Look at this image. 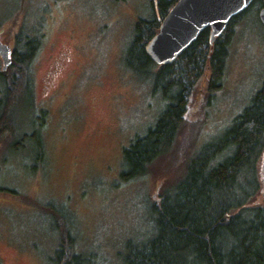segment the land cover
<instances>
[{
  "label": "rangeland",
  "instance_id": "obj_1",
  "mask_svg": "<svg viewBox=\"0 0 264 264\" xmlns=\"http://www.w3.org/2000/svg\"><path fill=\"white\" fill-rule=\"evenodd\" d=\"M152 1L0 0L4 42L12 44L19 27L28 33L39 22L47 33L29 72L35 105L47 110L45 157L36 164L34 143L13 153L15 136L0 142V264H49L56 233L66 226L77 253H94L95 264H121L126 242L143 241L153 231L150 202L182 175L196 145L218 137L260 89L264 27L253 7L234 27L221 87L208 90L207 72L192 90L172 153L143 178L122 181L123 148L165 107L153 78L131 72L124 61L135 23L152 16ZM64 46L69 62L49 100L40 95L41 76ZM263 162L264 152L257 167L261 190L251 204H264Z\"/></svg>",
  "mask_w": 264,
  "mask_h": 264
},
{
  "label": "trees",
  "instance_id": "obj_2",
  "mask_svg": "<svg viewBox=\"0 0 264 264\" xmlns=\"http://www.w3.org/2000/svg\"><path fill=\"white\" fill-rule=\"evenodd\" d=\"M177 1H152V16L135 23L125 49L126 68L152 77L154 92L165 101L154 124L123 148L120 178L127 183L143 178L172 153L192 90L207 72L208 90L221 87L235 25L253 7L257 16L264 8V0H254L230 20L221 36L211 41L206 28L173 63L157 65L146 55L145 45ZM25 35L20 33L21 52L16 51L15 62L0 70V142L3 135L17 137L11 146L13 153L34 143L38 164L45 157L41 128L47 110L35 105L29 73L38 37L25 43ZM263 152L264 80L229 127L200 147L196 145L182 175L150 202L153 231L143 241L126 242L121 264H264V204H251L261 190L257 167ZM6 190L14 197H24L29 205H39L29 196ZM55 240L49 264H95L94 253L75 251V238L67 226L56 233Z\"/></svg>",
  "mask_w": 264,
  "mask_h": 264
},
{
  "label": "water",
  "instance_id": "obj_3",
  "mask_svg": "<svg viewBox=\"0 0 264 264\" xmlns=\"http://www.w3.org/2000/svg\"><path fill=\"white\" fill-rule=\"evenodd\" d=\"M253 1L178 0L162 20L158 33L145 45V53L157 65L171 64L204 29H210L211 41L221 36L230 20ZM258 18L264 27V8L259 10ZM1 58L5 70L11 63L7 50H1ZM260 172L264 184V162Z\"/></svg>",
  "mask_w": 264,
  "mask_h": 264
},
{
  "label": "flooded vegetation",
  "instance_id": "obj_4",
  "mask_svg": "<svg viewBox=\"0 0 264 264\" xmlns=\"http://www.w3.org/2000/svg\"><path fill=\"white\" fill-rule=\"evenodd\" d=\"M28 29H29L28 34L25 33L26 35L23 37V40H26L25 43L28 41H34L38 37V45L31 54V56L33 57L31 64H30V68H31L32 63L34 62L35 58L40 53V51L43 48L44 43L46 42L47 33L44 32V25L42 22L33 24L32 26L28 27ZM23 30H20V27L18 28L16 34L13 37L12 44H10L7 41L4 42L2 39H0V61L1 62H2L1 50L3 49L8 51L9 57L11 59L10 65H12L13 62H15L16 51L18 50V52H21L18 49L19 48V36L21 32L24 33ZM69 49L70 48H68L67 46H64L61 50L57 51L50 58L47 68L45 69V72L41 76L40 95L42 97H46L49 100L53 97L52 93L55 91L53 90V87H54L55 80H57V75L59 74L63 66L69 62V57H70L69 55L71 53ZM32 90L34 94L33 81H32Z\"/></svg>",
  "mask_w": 264,
  "mask_h": 264
}]
</instances>
